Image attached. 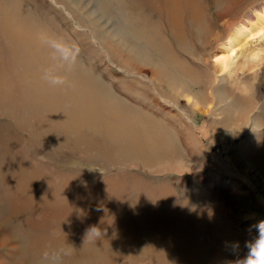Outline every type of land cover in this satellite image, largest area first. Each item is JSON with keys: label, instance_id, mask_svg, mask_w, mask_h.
I'll use <instances>...</instances> for the list:
<instances>
[{"label": "rangeland", "instance_id": "1", "mask_svg": "<svg viewBox=\"0 0 264 264\" xmlns=\"http://www.w3.org/2000/svg\"><path fill=\"white\" fill-rule=\"evenodd\" d=\"M6 2V11L17 13V25L8 23L6 15L11 28L18 32H32L42 39H47L46 34L49 33L62 43L63 49L70 56L58 54L52 60L60 67V75L69 76L73 81L74 76L85 77L92 74L97 79L92 82V86L100 91L97 96L101 98L102 94L116 108L122 107L121 110L130 107L135 115V111L145 113L151 121L147 123L160 127L168 143L175 148L176 154L178 153L175 161L163 160L156 163V169L153 170L141 167L136 161H111L103 156L101 145L95 149L92 146L91 152L82 144H77L78 147L72 151L69 147H63L61 140L55 142L49 138L52 132L59 136V131L38 127V117L24 112V109L22 112L16 111L18 107L16 109L9 103L11 99L8 95H19L23 84L20 80V67L17 68L14 59H11L12 45L6 33V58H1L2 61L6 60V86L8 85L7 90H10L6 91V126L13 134L16 133L17 137H24V131L23 134L20 133L16 125V115H21V119L24 118L29 123L26 125L29 133L37 126L35 132L40 137L34 139L31 146L25 147V151L12 148L6 153V166L9 159L20 160L25 157L32 165L38 167L36 179L28 180L32 187H27V181L13 183L8 179L6 171V214L10 207L15 208L23 202V198H27L24 210L28 214L15 212L6 218L7 235H10V232L21 234L20 242L16 243L19 249L25 245L24 240L48 238L52 229L72 220L65 214L66 211L94 205L125 209V206L134 203L151 215L174 211L181 218L184 216L176 231H182L178 232L181 235L179 241L182 240L191 248L190 257L195 259L193 264H215L213 246L219 236H210L209 244L202 245L205 235L193 233L194 229L189 226V219H186L190 212L202 210L206 218L204 226L210 224L216 229H222L227 233L225 238L229 235H239L243 229L250 233L249 242L258 236L257 218L260 222L264 221V205L256 199L253 202V199L261 188H244L249 189L248 197L249 200L252 199L255 218H238L235 212L242 211L243 207L235 201L232 203L236 204L233 207L236 211L228 210L227 203L231 201L227 198L235 197L231 190L236 184L234 187L232 184L239 179L234 173L214 163L211 149L203 142L201 133L207 130L209 139L215 140L217 145L223 140L226 155L231 158L237 155L238 151L240 153L241 146L249 142H264V39L248 41L235 53L231 68L224 74L215 77L211 64L212 57L219 54V46L231 28L250 18L264 0H127L120 2L123 5L121 7L115 6L114 0ZM161 6L165 7L173 18V29L177 27L175 30L182 34L181 49L167 27L169 15ZM138 21H142L140 24L143 25L159 26L161 35H164L163 38L175 53L176 59L169 60L162 50L154 51V47H148L142 39L137 41L136 35L130 32L135 31L133 25L138 24ZM2 46L3 41H0V48ZM55 50L60 53L56 47ZM252 56L256 58L252 60ZM72 59L77 65L72 63ZM174 62L180 67L183 64L185 66L178 69L170 65H174ZM38 66L45 67L39 62ZM80 69L83 71H79ZM157 69L159 73L151 78V71ZM164 79L174 81L172 89L170 84V89L167 87L168 83ZM237 95L249 96V101L244 106L247 110L244 121L243 116H238L242 110L241 106L236 104ZM228 118L233 120L229 126L230 131L226 129L225 133L222 132L223 137L217 139L213 132ZM133 120L130 119L129 122ZM35 121L36 124H33ZM235 124L236 129H232ZM104 129L103 127L99 133L100 136L105 133ZM60 130L63 131L62 128ZM67 139L68 133L62 140ZM163 147L171 148L166 143ZM220 149L222 151L221 147ZM41 158H45L48 163L42 162ZM173 162L178 168L173 166L166 169ZM185 163L187 168L183 167ZM249 166L251 167L250 163ZM1 167L0 162V171ZM254 169L256 168L253 167L251 171L256 175L257 182L262 181L264 177ZM53 170L55 177L51 176ZM36 184L39 187L33 186ZM240 191H243V188L237 189V192ZM217 193L225 194V198L218 196L220 198L214 200L218 212L213 214L211 204L207 205L206 201ZM49 197H54V201H50ZM1 205L3 202L0 199V209ZM32 208L36 210L34 214ZM0 212V219L5 218L4 212ZM243 214H246V211ZM72 217L76 218L78 215L72 214ZM113 229V226L108 228L109 231ZM115 239L126 251H132V255L136 254V246L130 240L119 237ZM8 242L6 252H9ZM138 258L143 259L144 256L139 255ZM227 260L228 255H224L218 264H224ZM149 261L150 259H145L140 263L153 264ZM6 262L8 264L9 259L6 258ZM117 264L132 263L126 258Z\"/></svg>", "mask_w": 264, "mask_h": 264}, {"label": "bare ground", "instance_id": "2", "mask_svg": "<svg viewBox=\"0 0 264 264\" xmlns=\"http://www.w3.org/2000/svg\"><path fill=\"white\" fill-rule=\"evenodd\" d=\"M114 1L115 6L121 7L123 5L120 2H126L127 0ZM6 3V0H0V41H3V46L0 48V162L2 165L0 171V199L3 205H1L0 210L4 212L5 216V218L0 219V264H6V258L9 259L8 264H117L121 262V259L126 258L132 264H144L140 262L145 259H150L149 262L153 264H193L195 259L190 257L192 255L191 248L188 244L183 243L182 240L179 241L181 239L179 233H182V231L179 230V233L176 231L180 221H183L185 217L181 218L174 211L153 213L151 215L149 212H144L141 207L136 206L134 203L125 206V209H109L94 205V207H88L90 209L85 207V209L76 208L74 211H66L65 214L71 217L72 220L52 229L48 238H30L27 240L22 238L25 245L21 246L20 249L16 243L20 242L21 234L18 232L12 234L10 232V235H7L6 218L8 216L11 217L15 212L28 213L24 210V202L27 198H23L21 204L15 208L10 207L6 214V171L8 179L13 183L27 181V187H32L28 180L36 179L38 167L32 165L25 157L20 160L9 159L6 166V153H9L12 148L25 151V147L31 146V142L34 139H40L37 132H35L38 127L53 131L58 130L59 136L52 132L49 138H52L55 142L61 140L62 146L69 147L72 151L78 147L77 144H82L84 148L90 149L91 152L92 146L95 149L96 146L100 147L101 145L105 158L111 161H136L141 167L147 169H156V163H160L163 160H174L178 153L176 154L175 148L168 143V139L164 132L160 130V127L153 126V123H147L151 121L145 113L135 111L137 113L135 115L132 109H129L130 107L121 110L122 107L117 106L116 108L102 94L101 98L97 96V92L100 93V91L95 86H92V82L97 81L92 74L85 76L90 79L74 76L73 81L68 78L69 76H63L66 78L65 85H50L43 78L45 73L51 75L54 73L62 76L59 74L61 71L60 67L52 60L58 54L65 57L67 55L70 56L69 53L63 49L62 43L49 33L46 34L47 39H42L32 32H18L13 27L11 28L8 23L17 25V13L7 12ZM14 8L16 10L17 6L15 5ZM161 8L163 7L161 6ZM163 9L165 10V7ZM20 12L22 13L21 9ZM166 12L169 15V23H166L167 27L178 42V45H176L181 49L180 35L182 34L175 30L177 27L173 29L175 27V25L172 26L173 21L171 19L173 18L165 10ZM6 15L9 19L8 23ZM141 22L138 21V24L133 25L135 31L130 32L136 35L137 41L142 39L145 45L154 47V51L162 50L169 60L176 59L174 57L175 53L171 51L172 49L170 50L166 40H164V35H161L159 26L143 25L140 24ZM176 32H179V34ZM6 33L12 45L10 51L11 59H14L16 67H20V80L23 84V89L19 95H8L11 99L9 103L16 109L18 107L16 111L22 112V109H24V112L39 118V126H36L32 133H29L26 128L29 123L26 122V119H21V115H16L18 118L16 119L17 128L20 133L24 131V137L20 135L22 139L17 137L16 133L13 134L6 126V91L10 90H7L8 85L6 86L8 84L6 82V60H1L2 57L6 58ZM257 38L260 40L264 39V2L261 7L254 10L250 18L234 25L220 44L219 54H215L211 60L215 77L226 73L231 68L235 53L242 49L248 41ZM55 47L60 50V53L55 50ZM255 58L254 56L251 57L252 60ZM71 61L77 65L73 59ZM165 61L167 60L165 59ZM38 62L45 67L38 66ZM174 63V65L172 63L170 65L178 69L185 66L183 64L180 67L177 62ZM166 65L168 66L167 63ZM79 71L83 70L80 69ZM151 73V78L156 77L159 70L151 71ZM164 80L168 83L167 87L169 88L170 84L172 89L174 81L170 79ZM248 97L237 95L235 99L236 104L241 106L242 112L239 111L240 114L238 116H243V121L247 112L244 106L249 101ZM194 103L197 105L196 101ZM7 116L11 118L9 115ZM130 119H134L133 122H129ZM232 121V119L228 118L226 122L218 125L216 131L213 132L214 137L217 139L218 137L221 138L223 137L222 132L225 133L226 129L230 131L231 128L229 126L233 123ZM32 123L36 124V121ZM103 127L105 128V133L100 136L99 133L102 132ZM235 127L236 124L232 129H236ZM61 128L63 131L60 130ZM66 133H68V139L62 140ZM201 137L207 148L211 149L210 154L214 163L221 165L226 171L234 173L239 179L232 184V187L236 184L231 190L235 197L227 198L228 201H231L227 203L229 206L228 210L236 211L233 208L236 204L233 203L237 202V204L240 203L238 204L239 206L242 205L241 207H243L242 211L235 212L238 218H255L256 214L253 211L252 199L249 200L248 197L249 189L257 190V188H261V191L256 193L253 202L256 199L264 205V179L257 182L256 175L251 169L253 167L256 168L254 170H257L264 177V142L259 140L249 142L250 144L247 143L241 146L240 153L238 151L237 155L231 158L226 155L225 147L222 143L223 140L217 145L215 140L211 141L209 139L207 130L201 133ZM164 143L171 148H164ZM100 155L102 154L100 153ZM44 159L41 158V161L47 164L48 161ZM185 160L187 162V158ZM15 164L18 166H15ZM173 166L178 168L174 162L170 167L166 168L165 166V168L170 169ZM183 167L187 168V164L185 163ZM51 176H56L54 170L51 171ZM33 186L39 187L38 184ZM245 186L249 187V189L244 190ZM239 188H243V191L237 192ZM218 196L224 197L225 194L217 193L206 201L207 205L210 206L211 204V213L213 214L218 212V208L214 205V200L220 198ZM48 199L54 201V197H49ZM35 211L32 208V214ZM245 211L246 214H243ZM219 212L221 211L219 210ZM72 214H77L78 217L74 218ZM186 219H189L188 224L194 229V234L205 235L202 245L209 244L210 236L214 234L219 236V240L213 246L212 255L215 258V264H218L224 255H228V260L224 264H235V261L242 260L247 256L248 248L246 244L250 243L248 240L250 233L246 229H243L239 235H233L234 237L229 235L225 238L224 236L227 233H224L222 229H216L210 224L207 227L204 226L206 218L202 210H196L194 213L190 212ZM176 221L179 222L176 223ZM257 223H260L258 218ZM109 226H113L115 229L109 231ZM187 233L192 232L187 231ZM118 237L130 240L136 246L134 251L136 254L132 255V251H126V249L122 248V244L118 245L115 239ZM8 240L10 241L8 242ZM6 242L10 244L9 252H6ZM127 244L129 245V243ZM45 254H47V258H45ZM139 255L144 256V258H138ZM207 256H211V254H207ZM219 264L223 263L220 262Z\"/></svg>", "mask_w": 264, "mask_h": 264}, {"label": "clouds", "instance_id": "3", "mask_svg": "<svg viewBox=\"0 0 264 264\" xmlns=\"http://www.w3.org/2000/svg\"><path fill=\"white\" fill-rule=\"evenodd\" d=\"M43 78L52 86L66 84V78L63 76L45 73ZM256 228L258 236L252 242L246 244L248 248L247 256L242 260L235 261V264H264V221H261ZM97 231L99 230L97 229ZM45 258H47V254H45Z\"/></svg>", "mask_w": 264, "mask_h": 264}]
</instances>
